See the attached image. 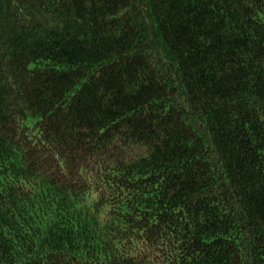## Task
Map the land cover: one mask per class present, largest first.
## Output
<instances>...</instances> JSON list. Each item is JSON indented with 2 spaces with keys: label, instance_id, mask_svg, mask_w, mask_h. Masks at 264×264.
<instances>
[{
  "label": "trees",
  "instance_id": "trees-1",
  "mask_svg": "<svg viewBox=\"0 0 264 264\" xmlns=\"http://www.w3.org/2000/svg\"><path fill=\"white\" fill-rule=\"evenodd\" d=\"M0 264H264V0H0Z\"/></svg>",
  "mask_w": 264,
  "mask_h": 264
}]
</instances>
